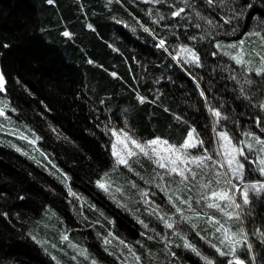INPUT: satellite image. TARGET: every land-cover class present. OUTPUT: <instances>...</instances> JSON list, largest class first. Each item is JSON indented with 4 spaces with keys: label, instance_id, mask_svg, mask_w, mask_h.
I'll return each mask as SVG.
<instances>
[{
    "label": "trees",
    "instance_id": "trees-1",
    "mask_svg": "<svg viewBox=\"0 0 264 264\" xmlns=\"http://www.w3.org/2000/svg\"><path fill=\"white\" fill-rule=\"evenodd\" d=\"M174 2L183 6L182 0ZM248 3V16L235 32L217 30V35L225 45L245 40L244 58L255 69L264 66L255 54L264 53V45L248 33L257 18H264V0ZM188 5L184 15L171 17L165 0L160 4L151 0H0V69L7 77V91H0V102L8 104L7 115H0V264H92L91 258L97 264H206L185 246L183 236L166 227L159 213L145 210L148 196L142 189H150L148 195L168 212L166 191L175 190L179 181L167 175L161 179L164 170L139 154L129 157L135 171L117 165L110 147L115 136L104 128H124L142 141L161 136L181 143L195 125L209 151L215 152L211 104L225 113L220 123L225 124L226 118L225 126L234 138L245 140L250 138L247 133H264V125L255 122L256 116L264 117V109L256 103L264 100V76L248 72L247 65L236 63L211 39L203 38L208 27L195 12L218 18V0L212 4L188 0ZM158 8L165 12L159 24L152 19ZM65 29L72 35L64 36ZM157 36H164L169 45L196 47L202 64L185 62L190 75L157 46ZM192 36L198 39L193 41ZM4 42L8 48L2 47ZM112 71L118 76H112ZM137 92L149 99L140 102ZM24 134L33 138L38 134L42 139L32 144ZM243 159L249 169L247 179H264L248 156ZM97 179L112 183L106 190ZM157 185H166L165 192ZM193 206L223 217L217 209L195 201ZM250 209L245 227L253 247L246 258L252 264H264V236L256 231L264 225V196L252 194ZM194 220L199 230L177 223L201 253L211 255L215 249L199 233L213 243L219 234H210L205 217ZM63 229L67 239L59 236ZM71 241L80 250L60 251L58 260L48 252V242ZM128 244L141 254V261L129 255ZM238 251L243 254V249ZM217 258L225 259L218 254Z\"/></svg>",
    "mask_w": 264,
    "mask_h": 264
},
{
    "label": "snow or ice",
    "instance_id": "snow-or-ice-1",
    "mask_svg": "<svg viewBox=\"0 0 264 264\" xmlns=\"http://www.w3.org/2000/svg\"><path fill=\"white\" fill-rule=\"evenodd\" d=\"M54 2L55 0H49V3ZM151 2L153 4H160L161 0H151ZM165 2L169 5L167 15L171 17L184 15L186 8L189 7L188 0H182L183 6L175 3L174 0H165ZM215 2L216 0H208L209 4ZM218 7L220 11L218 18L209 19L201 12H195L197 17L206 21V26L208 27V32L203 35V38L211 39L215 48L224 51L236 63L247 65L246 70L248 72L254 71L264 76V66L253 69L251 67L252 61L244 58L246 55L243 47L245 40L227 41V45H225V42L217 35V30H219L220 34L229 31L235 32L241 20L248 16L247 9L251 7L248 0H218ZM193 10L195 11V9ZM147 11L150 14L153 13V9H148ZM164 17L165 12L159 8L155 9V14L152 15V19L157 24ZM254 23L255 28L248 35H255L259 38L260 44L264 45V18H257ZM140 26L146 31L152 32V28L147 24L141 22ZM167 26L165 25V27ZM176 26L179 27L178 24ZM87 27L94 29V25L91 23H88ZM63 35L71 36L72 33L65 29ZM156 38L158 41L157 46L167 51L168 55L172 56L181 67H185V62L188 65L195 66L202 64L200 52L191 44L180 43L177 47L175 44L169 45L164 36H157ZM190 39L195 41L198 37L192 36ZM249 43L252 42L249 41ZM237 44L240 46L238 50H236ZM2 47L8 48L9 44L4 42ZM253 52H255V48H253ZM216 54V52L212 53V55ZM255 54L259 56L261 65H264V53L256 52ZM89 62L94 63L91 59ZM185 70L189 71L191 75V71L188 68L185 67ZM111 75L115 77L118 76V73L112 71ZM195 78L193 76V79ZM248 83H252V81L249 80ZM6 84V74L0 69V91H7ZM241 91L243 92L244 89L242 88ZM201 95L207 99L203 89H201ZM136 96L140 102L149 99V97L139 92L136 93ZM261 96H264V91L261 92ZM100 103L104 104L105 101L101 100ZM256 103L259 108L264 109V100H257ZM6 107H8L6 102H0V115H7L5 111ZM45 107H47L46 104ZM208 108L215 118L213 125L216 129L215 140L217 147L215 152L209 151L204 138L198 133L195 125H192L188 129L181 143H173L167 137L161 136H155L142 141L132 137L124 128L118 129L115 126L109 128L108 125H104V128L111 135L115 136V141L111 143L110 147L117 165H123L135 171L129 157H136L139 154L150 158L158 168L164 170L161 179L164 178V175H167L171 176L174 182L179 181V186L175 190L167 189L166 191V200L171 205L168 212H164L160 204L148 195L150 189H142L143 194L148 196V199L145 200V204L148 205L145 209L146 211L153 212L154 215L159 213L160 219L166 227L172 229L174 235L183 236L185 246L191 248L197 255L201 256L206 264H252L246 258L248 250L252 249L253 245L249 240L250 234L245 227V223L247 212L251 210L252 194L264 196V179H247L245 173L249 169L246 167V162L243 158L248 156L251 163L255 165V170L261 177H264V133H261L259 136L255 132L247 133V136L250 138L245 140H240L238 137L234 138L225 126L226 118L225 124L220 123V118L225 116V113L220 108L211 104L208 105ZM12 111H17V109L12 108ZM176 115L179 119H183L179 113ZM255 122L264 125V117L256 116ZM52 130L56 132L55 127ZM31 131L35 132L34 129H31ZM57 135L59 137V133ZM23 138L29 140L32 144H36L37 140L42 139L38 134H36L35 138L24 134ZM208 143H211V141ZM189 149L193 151H189ZM196 149L200 150L195 151ZM253 152H255V155H252ZM66 175L67 173H65ZM104 175L107 177L108 173ZM96 183L107 190L109 184L112 182L97 179ZM131 183L135 186V181ZM112 186L114 187L115 184L113 183ZM157 188L161 192H165L166 185H157ZM184 192H187V196L183 194ZM194 201L206 208L217 209L220 213H223V217L207 211H198L193 206ZM153 205H155V210H153ZM92 207H95V205H92ZM3 215L7 216L8 213L5 212ZM201 216L205 217L206 223L210 225V234L212 236L219 234L218 242L213 243L202 231L199 233L215 249V252L211 255L201 253L196 245L188 239V236L181 231V224L177 223L179 220L185 227L199 230V225L195 222L194 217L198 218ZM141 223H144V221H141ZM145 227H147L146 224ZM262 227L264 225L258 226L256 231L261 232V235L264 236V231H261ZM33 238L35 239V237ZM63 238L67 239V233H65ZM104 239L105 243H108V238L105 237ZM117 239L119 238L117 237ZM128 248L132 250L129 255H134L136 261H141V254L136 252L134 246L128 244ZM238 249H243V254H240ZM84 251L87 254V250L85 249ZM217 254L220 257H224V261H219ZM172 255L175 256V253H172ZM254 259L255 257L253 256ZM92 264H97V261L93 259ZM125 264H127V261H125Z\"/></svg>",
    "mask_w": 264,
    "mask_h": 264
},
{
    "label": "rangeland",
    "instance_id": "rangeland-1",
    "mask_svg": "<svg viewBox=\"0 0 264 264\" xmlns=\"http://www.w3.org/2000/svg\"><path fill=\"white\" fill-rule=\"evenodd\" d=\"M65 234V229L61 230V233L59 234L60 237L64 236ZM49 248L48 252L51 253L52 257H55V260H58V254H61L60 251L65 252L66 249L73 251V250H80L79 248L76 249L78 244L74 241L71 242H59V244L48 242ZM93 259L91 258L90 262L92 263ZM96 260V259H95Z\"/></svg>",
    "mask_w": 264,
    "mask_h": 264
}]
</instances>
